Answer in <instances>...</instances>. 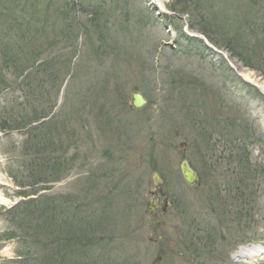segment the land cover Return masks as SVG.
I'll return each mask as SVG.
<instances>
[{"label":"rangeland","instance_id":"1","mask_svg":"<svg viewBox=\"0 0 264 264\" xmlns=\"http://www.w3.org/2000/svg\"><path fill=\"white\" fill-rule=\"evenodd\" d=\"M24 1L18 19L0 16V46L39 54L0 66V264L39 257L33 237L7 238L25 236L5 218L21 201L53 208L59 242L43 240L59 255L89 242L84 264H264V0H215L208 34L196 12L176 13L189 39L168 24L177 0H90L108 10L100 22L61 0ZM61 10L67 33L64 18L46 21ZM156 172L169 197L157 216ZM82 217L84 237L68 240Z\"/></svg>","mask_w":264,"mask_h":264},{"label":"trees","instance_id":"2","mask_svg":"<svg viewBox=\"0 0 264 264\" xmlns=\"http://www.w3.org/2000/svg\"><path fill=\"white\" fill-rule=\"evenodd\" d=\"M2 1L4 2V4H3V10H2V12H0V16L12 14L14 19H18L20 15L22 16V14H20V12H19V15L16 16L15 12L17 11V9L20 5L25 3L24 0H2ZM39 1H41V0H39ZM52 1L53 0H51L50 3L47 2L48 6H50V4H52ZM85 1L86 0H61V3L63 4V6H65V8H63L65 11H69L71 13H74L75 8H76V11L78 10V12H80V11L83 12L84 10H86L88 13L87 17L89 20H91V21L94 20L95 22H100V18H102V15H103L102 12L105 10H106V12L108 11L106 9V6L103 5L102 3H100V4H98V3L95 4V2L91 3L90 0H87L86 2ZM179 1H181L180 4H178ZM214 2H215V0H177L176 3L171 7V10L173 11V14H172L173 16H168L171 23H168V22L167 23L172 25L174 30H177L178 32H180L182 34V36H184L183 38H188V39L194 38L192 36L189 37L187 34H184L182 31H180L183 28V26L180 25L181 24L180 18L176 15V13H179V14H185L186 13L188 15H191L192 11H194L197 13V16H198L197 17L198 20H195V21H198L203 26V27L201 26L202 31H205V33L208 34L209 31L205 28L206 26L204 25V22H205L204 20H207L206 12L209 10L210 6L214 5ZM25 5H27L28 7L37 6L38 0H31L30 2H26ZM180 5H182V6L179 7ZM83 6H85L86 8L83 9ZM185 6H189L190 11L187 8H185ZM53 7H54V5H53ZM64 10L57 12L56 15H54L53 17H50V18H48L46 16H44V17H46V21L49 19L62 21V19L64 18L65 22L67 21V26L65 27L66 30L64 33H67L74 26L75 23L73 22L72 17L68 18L69 12H64ZM21 13H23V11H21ZM227 15L228 14H226L225 17L219 18V19H221L219 22V25L225 29V32H224L225 35L227 33L226 28H231L234 26V20L230 16H227ZM34 17H32V19H34ZM192 22L194 23V20ZM245 22H247V21H245ZM33 24L38 27V23H33ZM195 27H196V25H195ZM29 28H31V26ZM4 35L7 36V34H4ZM211 40H213V39H211ZM226 41H228V40H226ZM35 44H38V43L35 42ZM4 47H5L4 45L0 46V50H1L0 51V66L1 67L5 66L6 69L7 68L11 69L12 67H14L16 65V64H14V62H16L17 64H21L23 67H26L27 60H30V58L35 60V57L39 58V54H37L38 49L35 47H32V48L29 47V49H32L30 56H26L23 53H17L18 55H14V53L11 52V47H9V50H7V48H4ZM2 48H3V50H2ZM42 62L44 64H46L44 62V60ZM43 69H44V71H46L47 67L43 68ZM43 69L41 68V71H43ZM30 74H31V71H30ZM38 81H43V80H42V78H40ZM30 83H31V81H30ZM19 85H20V83H19ZM41 86H43V84ZM21 89L23 90L24 94L27 97H28V95H32L31 92L26 93L25 88L22 87ZM33 91H35V90H32V92ZM3 122H4V120H3ZM246 138L249 139L248 135H246ZM42 153H44V152H42ZM51 159L52 158H46L45 161L47 163H50ZM57 163H59V162H57ZM54 164H55V162H53L52 165H54ZM60 167H63L62 161L60 162ZM262 175H263V173H262ZM53 216H54L53 208H50V209L35 208L34 209V207L32 206L30 201H27V202L21 201L19 204L15 205L12 209L7 211L5 218L7 220H9L12 224H17L16 227L23 230L24 234H25V236L23 238H21L20 234L17 235L12 230V231H9V233H7V235H8L7 238L12 239V238L18 237L19 240L22 239L21 241L27 242V235H28V237H33L34 242H35V250L37 251V253H39V257L33 258L34 262H30L31 260H29L28 258L24 259L22 257V256H27L29 251H26V252L20 251L19 252V258L20 259L23 258L21 260L20 264H39V263H41V261H43V259L47 260V264H60L59 260L62 261L63 257L66 258V260H64V261L67 264H73L74 260L76 259L78 254L80 256V264H84L83 257H85V255H86L85 253L87 251L84 250V247L83 248H81V247L84 244L86 245V243L89 244V242H86L83 244V242L80 241L79 247H76L77 250L72 252V250L70 248V242L66 241V242H64V245H63L64 246V248H63L64 252L61 255H59V251L56 250L55 245L52 244L53 241H51L49 243L48 241L46 242L43 240L44 237L47 238L48 236H53L57 239V234H55V233L58 231L59 225L55 224L56 223V222H54L55 217H53ZM82 223H83V217L80 220H78L77 226L71 227L74 230H73V233L68 236V240H70V239L73 240L76 235L79 236V239H82V237H84V233H83L84 228L80 225ZM51 229H52V232H51ZM10 232H12V233H10ZM57 241L59 242L58 239H57ZM38 246L41 247V249H42L41 254H40V249H37ZM57 251H58V254H56Z\"/></svg>","mask_w":264,"mask_h":264},{"label":"water","instance_id":"3","mask_svg":"<svg viewBox=\"0 0 264 264\" xmlns=\"http://www.w3.org/2000/svg\"><path fill=\"white\" fill-rule=\"evenodd\" d=\"M147 102V100L144 98V96L142 95V93L140 92H135L133 94V104L136 106V107H141L143 106L145 103ZM182 171H183V175L185 177V179L190 183V184H194L195 182H197V174L195 173V171L190 167V164L188 162H184L183 165H182ZM153 180L155 182L156 185H160L161 182H162V178L161 176L159 175V173H155L154 174V177H153ZM164 195V194H163ZM154 202V200L152 201ZM163 205H164V208H166V205H167V198H165L163 200ZM151 213H154V210L153 208L150 210ZM155 222H157V220L155 219L154 220ZM160 257H158L154 262L153 264H156L157 262L160 261Z\"/></svg>","mask_w":264,"mask_h":264},{"label":"bare ground","instance_id":"4","mask_svg":"<svg viewBox=\"0 0 264 264\" xmlns=\"http://www.w3.org/2000/svg\"><path fill=\"white\" fill-rule=\"evenodd\" d=\"M86 8L85 6H83V9ZM83 14H85V16L87 17L88 13L86 10H84L83 12H81ZM235 66V65H234ZM236 68H238L237 66H235ZM242 75L245 77V78H248V79H252V80H255L254 78H252L251 74L249 73H242ZM248 254V251L247 249H242L240 250L238 253H237V257H244Z\"/></svg>","mask_w":264,"mask_h":264},{"label":"flooded vegetation","instance_id":"5","mask_svg":"<svg viewBox=\"0 0 264 264\" xmlns=\"http://www.w3.org/2000/svg\"><path fill=\"white\" fill-rule=\"evenodd\" d=\"M157 192H156V194L154 196L157 199V203H158V206H156V210H157L158 213H160L162 211V207H161V204H160V201H159V196H158L159 193H160L159 188H158Z\"/></svg>","mask_w":264,"mask_h":264}]
</instances>
